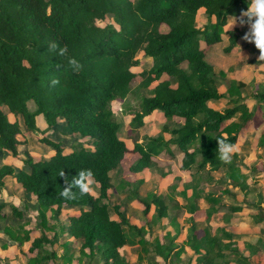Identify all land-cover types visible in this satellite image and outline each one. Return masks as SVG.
I'll use <instances>...</instances> for the list:
<instances>
[{
	"label": "trees",
	"instance_id": "16d2710c",
	"mask_svg": "<svg viewBox=\"0 0 264 264\" xmlns=\"http://www.w3.org/2000/svg\"><path fill=\"white\" fill-rule=\"evenodd\" d=\"M250 0H0V148L20 160L22 167L9 164L0 166V188L9 178L33 195L37 212L39 235L31 238V230L23 222L21 208L11 205L12 218L17 224L6 222V203L0 200V232L20 245L30 242L25 264H128L121 250L138 246V261L142 252L149 253V264H157L156 257L164 263L178 264L186 247L190 251L182 264H247L249 256L231 242L232 234L226 230L212 233L209 226L197 229L192 215L199 210L197 200L204 198L209 206L207 218L217 212L220 199L213 192L202 195L203 172L218 171L227 167L226 177L233 186L247 194L248 177L241 172L233 158L224 164L218 159L215 138L227 136L228 143L236 145L241 130L247 123L258 125L264 110L262 86L252 88L248 97L245 90L252 87L240 80H224L219 85L214 65L208 59L209 48L223 41L228 34V44L223 47L230 54L247 25H236L226 32L232 16L247 9ZM202 12L205 21L198 24ZM101 24L98 21H105ZM110 20V21H109ZM67 45L68 56L82 65L74 72L68 65V56L61 57L48 46ZM142 56L151 59L149 67L139 73ZM219 76L225 73L220 70ZM140 80L136 82V77ZM162 76H166L161 80ZM60 83L51 86L52 78ZM146 89L148 95L140 94ZM137 109L130 124L144 125L145 117L154 111L166 120L159 134L138 142L134 139L132 152L137 155L128 171L139 174L151 168L160 155L175 157L182 171L189 172L190 181L177 194L184 200L181 208L190 217L186 240L176 243L182 226L170 218L173 233L162 238H145L147 228L129 222L121 207L112 206L116 218L111 216L107 203L113 187L110 172L120 166L129 151L120 137V123L111 106L137 94ZM32 102L34 110L28 108ZM212 102H223L221 109ZM7 110H6V109ZM8 113L14 115L10 120ZM41 115L46 128L40 130L36 116ZM63 118L73 134L87 138L92 148L80 146L63 152L61 141L43 136L41 141L54 151L47 158L33 159L20 156L18 146L25 143V132L44 134ZM21 119V121H20ZM167 134L168 136H165ZM82 169H91L98 195L92 194L65 200L59 192L65 187L63 170L69 182ZM264 170V169H263ZM212 180V179H211ZM143 179H138L130 189V198L139 202L151 221L169 216V196L157 192L139 194ZM128 182H121L124 189ZM190 190L191 194L187 195ZM223 191V190H222ZM224 190L223 192H225ZM175 207L180 208L178 202ZM260 208V203L253 205ZM65 207L78 209V214L60 216ZM233 212L241 207H231ZM255 222L264 220L254 214ZM150 220L146 224L150 226ZM66 235L79 243L78 256ZM227 238L228 243H223ZM62 248L58 253L53 246ZM250 254L264 250V243L245 244ZM141 249V250H140ZM232 254V258L227 254Z\"/></svg>",
	"mask_w": 264,
	"mask_h": 264
},
{
	"label": "rangeland",
	"instance_id": "374dc122",
	"mask_svg": "<svg viewBox=\"0 0 264 264\" xmlns=\"http://www.w3.org/2000/svg\"><path fill=\"white\" fill-rule=\"evenodd\" d=\"M105 21H98L103 24ZM110 21V20H109ZM198 24H202L205 21V16L202 12L199 13L197 18ZM228 26V25H227ZM227 28V27H226ZM247 29L242 32L236 49L230 53L225 54L223 47L228 44V34H224V39L221 43L209 48L208 59L214 65V74L217 78V83L220 85L224 80H240L247 84H252V87H247L245 94L248 97L252 88H257L261 85L264 92V61L257 60L259 55L258 49L254 44L242 39V36ZM140 58V65L134 70L139 73L144 67H149L151 64L150 58L142 56L141 52L137 55ZM222 70L224 77L219 76V71ZM140 76L136 77V82L140 80ZM166 76H162L165 79ZM140 94L148 95L146 89H141ZM137 94H133L127 97L123 101H114L111 106L115 112L117 121L120 123L119 135L126 141L129 151L127 152L124 161L120 166L110 172L113 187L109 191L107 203L111 210V216L116 218L112 211V206L117 204L123 210L125 216L129 219V222L137 226H145L147 233L145 238L151 240L155 237L162 238L168 231L173 233V227L170 222V218L174 216L182 226L181 233L176 239V243L183 244L186 240L187 228L190 224L188 218L190 214L181 206L184 204V200L177 194L179 190L185 187V183L189 182L191 177L189 172L181 171L179 168L178 152L175 153V157H169V155H160L156 158L155 164L144 170L139 174H132L128 171L130 164L136 160L135 155L131 150L134 144V139L138 142L142 141L148 136H155L161 131L163 124H173L174 121H168L163 114L159 111H154L151 115L145 117L144 125L136 127L130 124L133 116V112L137 109L138 98ZM251 97L247 98L249 107H252L253 100ZM214 107L221 109L224 106L223 102H212ZM28 108L34 110V105L30 101L28 102ZM6 109V108H5ZM7 110V109H6ZM11 114V113H9ZM261 123L254 126L253 123H247L241 130L238 143L235 145L237 151L232 155L233 160L239 164L241 172L245 173L248 177V193L244 194L239 188L233 186L232 182L226 177L227 167L224 166L218 171L203 172L201 174L203 180L208 179L207 182H202L200 188L203 192L201 196H204L208 192H213L220 199L217 204V212L210 218H207L206 209L209 206L204 198L197 200L199 210L193 215V222L196 223L197 229H201L205 226H209L212 233L221 232L226 230L231 233V242L237 246L243 253L248 252L246 243L253 242L257 238L264 241V223H256L253 219V214H260L264 218V110L261 114ZM14 116L11 115L10 119L13 120ZM43 117L41 115L36 116L37 127L43 123ZM21 121V119H20ZM46 128V127H45ZM40 129V128H39ZM43 130V129H40ZM46 136L55 141H61L64 146L63 152H68L72 149H77L80 146L86 148H92L93 144L87 138H80L78 135L73 134L69 127L66 125L63 118H59L57 124L42 134L39 131L25 132L20 138L25 139V143L18 146L20 156H30L33 159L47 158L53 153V149L45 145L41 139ZM165 136H168L165 134ZM9 164L13 168L18 169L22 162L17 158H14L9 151L0 148V166ZM23 164L21 165V167ZM143 179V183L139 186V194L145 196L148 192H157L163 196H169V216L160 220H153L154 210L151 209L147 216L142 213V207L135 199L130 198V189L138 179ZM212 179V180H211ZM121 182H128V185L124 189H120ZM93 196L98 195V190L93 184ZM226 190L225 192H223ZM191 191H187V195H190ZM0 200H4L6 203L4 212L7 216L6 222L9 224H17L18 219L12 218L10 206L14 205L22 209L23 222H27L26 228L31 230L30 237L34 238L39 235L37 212L35 211V199L33 195L25 192L21 186L9 178L6 181V185L0 188ZM175 202H178L180 208L175 207ZM260 203V208L253 207L254 204ZM239 206L240 211L233 212L231 207ZM79 211L73 207H65L62 211L60 219L62 222H66L67 215L78 214ZM150 220V226L146 224V221ZM4 222L0 221V228ZM62 240H68L74 250L76 256H78L79 243H74L71 238L63 235ZM223 243H228L227 238H222ZM30 242H26L20 245L14 241L9 240L5 235L0 232V264H25L27 256L31 255L28 252ZM58 253L62 252V248L56 245L53 246ZM141 250V249H140ZM260 251V252H259ZM255 256H252L251 262L253 264H264V251L259 250ZM122 254L126 257L128 264H149V253H141L142 260L138 261V246H126L121 250ZM190 251L186 247V252L182 254V259L178 264H182L186 258L189 257ZM231 258L230 251L227 253ZM157 264L164 263L160 258L156 257ZM87 261V260H86ZM86 261L84 264H86ZM57 264H61L58 262ZM73 264H79L76 260ZM96 264V263H94ZM172 264H176L175 262ZM230 264H234L233 261Z\"/></svg>",
	"mask_w": 264,
	"mask_h": 264
},
{
	"label": "clouds",
	"instance_id": "9594fccd",
	"mask_svg": "<svg viewBox=\"0 0 264 264\" xmlns=\"http://www.w3.org/2000/svg\"><path fill=\"white\" fill-rule=\"evenodd\" d=\"M236 25L248 26V31L244 33L242 39L254 44L258 49L259 55L257 60L264 61V0H250L246 10L242 11L239 16L230 17L226 32L233 30ZM57 44L52 43L48 46L49 51H57ZM57 55L61 57L68 56V47L64 45L59 47ZM68 65L74 72H79L82 65L80 62L71 56H68ZM60 83L58 78H52L50 81L51 86H56ZM217 142L218 159L224 163L229 164L232 160V155L237 151L236 146L232 143H228L227 136L223 138H215ZM58 176L64 178L65 187L59 192V196L65 200H74L77 198L78 190L80 196L93 194V172L91 169H82L69 182L68 177L64 171L61 170Z\"/></svg>",
	"mask_w": 264,
	"mask_h": 264
},
{
	"label": "crops",
	"instance_id": "0c3cea01",
	"mask_svg": "<svg viewBox=\"0 0 264 264\" xmlns=\"http://www.w3.org/2000/svg\"><path fill=\"white\" fill-rule=\"evenodd\" d=\"M229 21H230V20H229ZM228 23H229V22H228ZM227 25H228V24H227ZM226 27H227V26H226ZM220 43H221V42H220ZM215 45H216V44H215ZM213 46H214V45H213ZM213 46H212V47H213ZM236 47H237V46H236ZM235 49H236V48H235ZM235 49H234V50H235ZM234 50H233V51H234ZM233 51H232V52H233ZM232 52H231V53H232ZM262 113H263V111H262ZM11 115H13V114H9V113H8V117H9V119H10V116H11ZM13 116H14V115H13ZM261 118H262V117H261ZM14 119H15V117L13 118V120H14ZM10 120H11V119H10ZM260 120L262 121V119H260ZM42 121H43V123H45L44 120H42ZM261 121H259L258 125L261 123ZM262 122H263V121H262ZM254 126H257V125H254ZM45 127H46V123H45V124H40V127H39V128H40V129H44ZM126 145H127V144H126ZM127 146H128V145H127ZM132 147H133V146H132ZM18 152H19V151H18ZM176 157L178 158L179 155H177ZM21 165H22V164H21ZM21 165H20V167H21ZM181 171H182V170H181ZM185 172H186V171H185ZM253 207H254V206H253ZM257 214H258V213H257ZM253 215H254V214H253ZM253 215H252V217H253ZM259 215H260V214H259ZM253 219H254V218H253ZM263 219H264V218H263ZM254 220H255V219H254ZM258 223H264V220L259 221ZM258 240H260V238H257V239H256L255 241H253V242H249V244H253V245H254V244L257 243ZM261 241H262V240H261ZM247 243H248V242H247ZM263 243H264V241H263ZM259 250H262V249H258L257 252H258ZM262 251H264V250H262ZM241 252H242V251H241ZM259 252H260V251H259ZM242 253H243V252H242ZM243 254L246 255V256H249V258H250V261H249L247 264H253V263L251 262V259H252V256H255L256 253H255V254H250V252H249V250H248L247 253H243ZM234 264H236V263H234Z\"/></svg>",
	"mask_w": 264,
	"mask_h": 264
}]
</instances>
